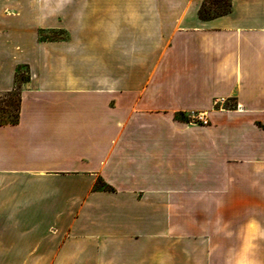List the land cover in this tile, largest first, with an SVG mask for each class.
I'll return each mask as SVG.
<instances>
[{
  "label": "crops",
  "instance_id": "0c3cea01",
  "mask_svg": "<svg viewBox=\"0 0 264 264\" xmlns=\"http://www.w3.org/2000/svg\"><path fill=\"white\" fill-rule=\"evenodd\" d=\"M202 1L32 0L0 264H264V0Z\"/></svg>",
  "mask_w": 264,
  "mask_h": 264
},
{
  "label": "rangeland",
  "instance_id": "374dc122",
  "mask_svg": "<svg viewBox=\"0 0 264 264\" xmlns=\"http://www.w3.org/2000/svg\"><path fill=\"white\" fill-rule=\"evenodd\" d=\"M28 1L21 3L17 0H0V81H11V88L0 91V106H5L9 113L15 112L18 90L29 79L37 39L64 37L61 31H37L33 2ZM209 7L208 4L207 8ZM10 103L12 106H9ZM224 104L231 106L233 103L225 100ZM98 185L101 186V182Z\"/></svg>",
  "mask_w": 264,
  "mask_h": 264
},
{
  "label": "trees",
  "instance_id": "16d2710c",
  "mask_svg": "<svg viewBox=\"0 0 264 264\" xmlns=\"http://www.w3.org/2000/svg\"><path fill=\"white\" fill-rule=\"evenodd\" d=\"M210 5L209 8H207V5ZM231 10V0H203L199 9H198V17L200 19H210L222 14H226ZM20 89V88H19ZM4 103V102H3ZM6 105V104H4ZM9 106H12V103L9 104ZM19 109H20V95L19 90L17 94V104L14 108V113H9L5 110V106H0V125L3 124H14L18 121L19 117ZM179 119H184L183 113H178L176 115ZM261 126L264 127V125L261 124ZM101 182V186L98 185V183ZM95 188H107V185L103 183L102 181H98L95 183Z\"/></svg>",
  "mask_w": 264,
  "mask_h": 264
}]
</instances>
